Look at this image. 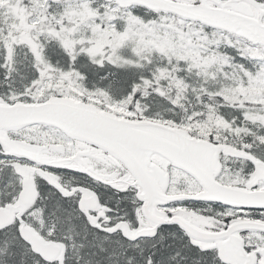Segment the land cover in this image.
Masks as SVG:
<instances>
[{
  "label": "snow or ice",
  "instance_id": "1",
  "mask_svg": "<svg viewBox=\"0 0 264 264\" xmlns=\"http://www.w3.org/2000/svg\"><path fill=\"white\" fill-rule=\"evenodd\" d=\"M0 264H264V0H0Z\"/></svg>",
  "mask_w": 264,
  "mask_h": 264
}]
</instances>
